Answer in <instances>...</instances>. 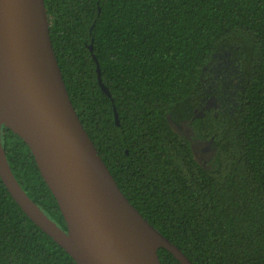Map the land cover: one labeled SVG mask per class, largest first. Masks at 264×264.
I'll list each match as a JSON object with an SVG mask.
<instances>
[{
  "label": "trees",
  "instance_id": "obj_1",
  "mask_svg": "<svg viewBox=\"0 0 264 264\" xmlns=\"http://www.w3.org/2000/svg\"><path fill=\"white\" fill-rule=\"evenodd\" d=\"M44 1L72 104L131 204L192 264H264V0ZM1 143L66 230L29 147L5 126ZM0 264H76L1 178Z\"/></svg>",
  "mask_w": 264,
  "mask_h": 264
},
{
  "label": "water",
  "instance_id": "obj_2",
  "mask_svg": "<svg viewBox=\"0 0 264 264\" xmlns=\"http://www.w3.org/2000/svg\"><path fill=\"white\" fill-rule=\"evenodd\" d=\"M3 126L29 147L66 230L15 179ZM0 178L24 214L76 264H161L159 249L192 264L131 204L86 132L57 61L44 0H0Z\"/></svg>",
  "mask_w": 264,
  "mask_h": 264
},
{
  "label": "rangeland",
  "instance_id": "obj_3",
  "mask_svg": "<svg viewBox=\"0 0 264 264\" xmlns=\"http://www.w3.org/2000/svg\"><path fill=\"white\" fill-rule=\"evenodd\" d=\"M173 129L179 132L181 135L192 137L191 131L187 124H183L182 126L174 125ZM193 144L196 149L195 154L197 159L202 162L203 166H205L206 164L208 165L209 160L212 158V150L210 146L202 142H199V145L196 142H193Z\"/></svg>",
  "mask_w": 264,
  "mask_h": 264
}]
</instances>
